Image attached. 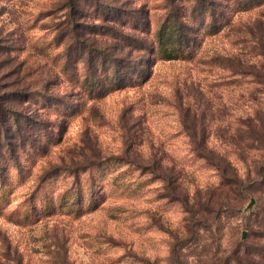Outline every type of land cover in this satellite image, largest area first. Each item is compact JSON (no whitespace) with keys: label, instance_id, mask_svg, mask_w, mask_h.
<instances>
[{"label":"rangeland","instance_id":"rangeland-1","mask_svg":"<svg viewBox=\"0 0 264 264\" xmlns=\"http://www.w3.org/2000/svg\"><path fill=\"white\" fill-rule=\"evenodd\" d=\"M68 4L0 0V264L264 258V0Z\"/></svg>","mask_w":264,"mask_h":264},{"label":"trees","instance_id":"trees-1","mask_svg":"<svg viewBox=\"0 0 264 264\" xmlns=\"http://www.w3.org/2000/svg\"><path fill=\"white\" fill-rule=\"evenodd\" d=\"M259 1V0H246V2ZM70 7V14L69 16L73 17L74 21V10L76 6L77 0H68ZM76 30V29H75ZM72 31V29H71ZM157 43H158V50L160 54L167 59H175V58H182L186 54V50L188 49V46L190 45L185 38V30H184V23L183 21H178L175 18V15L173 16L170 14V17H167L166 20H164L157 30ZM113 67L117 65V63L114 61L112 62ZM112 77L109 75L108 80H110ZM88 84H95L96 77H90L86 76L85 80ZM113 85L111 87L114 88V85L118 83L116 80L113 81ZM98 83V82H97ZM111 85V83H110ZM109 85V86H110ZM263 259L261 257V260L251 259L252 264H261L263 262Z\"/></svg>","mask_w":264,"mask_h":264},{"label":"water","instance_id":"water-1","mask_svg":"<svg viewBox=\"0 0 264 264\" xmlns=\"http://www.w3.org/2000/svg\"><path fill=\"white\" fill-rule=\"evenodd\" d=\"M245 235V234H244Z\"/></svg>","mask_w":264,"mask_h":264}]
</instances>
